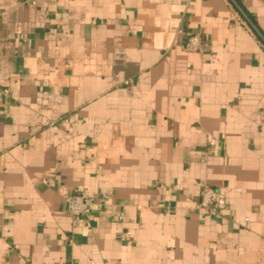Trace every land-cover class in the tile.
<instances>
[{
	"label": "crops",
	"instance_id": "obj_1",
	"mask_svg": "<svg viewBox=\"0 0 264 264\" xmlns=\"http://www.w3.org/2000/svg\"><path fill=\"white\" fill-rule=\"evenodd\" d=\"M263 38L264 0H0V264H264Z\"/></svg>",
	"mask_w": 264,
	"mask_h": 264
},
{
	"label": "built area",
	"instance_id": "obj_2",
	"mask_svg": "<svg viewBox=\"0 0 264 264\" xmlns=\"http://www.w3.org/2000/svg\"><path fill=\"white\" fill-rule=\"evenodd\" d=\"M203 44L197 35H190L184 43L187 50L200 49ZM67 210L73 218H79L90 211L91 198L82 189H74L64 197ZM197 206L210 214H216L226 207L224 194L212 185H202L199 190Z\"/></svg>",
	"mask_w": 264,
	"mask_h": 264
},
{
	"label": "water",
	"instance_id": "obj_3",
	"mask_svg": "<svg viewBox=\"0 0 264 264\" xmlns=\"http://www.w3.org/2000/svg\"><path fill=\"white\" fill-rule=\"evenodd\" d=\"M264 39V38H263Z\"/></svg>",
	"mask_w": 264,
	"mask_h": 264
}]
</instances>
